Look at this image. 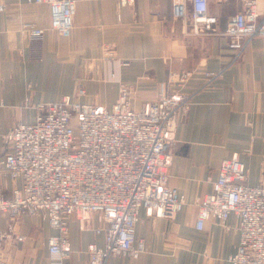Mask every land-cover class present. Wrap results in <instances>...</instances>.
<instances>
[{
	"label": "crops",
	"instance_id": "0c3cea01",
	"mask_svg": "<svg viewBox=\"0 0 264 264\" xmlns=\"http://www.w3.org/2000/svg\"><path fill=\"white\" fill-rule=\"evenodd\" d=\"M75 1V26L63 36L51 28L48 4L0 0V158L6 153L3 134L18 122L34 121L40 102L76 96L84 87L81 100L110 108L125 86L133 108L141 109L158 98L160 83L171 92L172 79L190 71L183 87L190 109L167 147L173 156L170 184L186 204L173 220L142 211L136 237L146 250L137 258L113 255L107 264H232L238 217L232 214L225 223L211 218L199 230L197 200L212 189L224 158L239 157L249 182H264V35L246 41L240 57L231 47L225 31L243 0H209L216 31L200 34L190 18L174 16L173 0ZM257 3L264 12V0ZM26 22L45 28L44 36L29 37L22 31ZM0 185L9 194L14 184L3 176ZM7 223L0 213V228ZM96 224L82 228L70 217L71 264L90 263V243L103 246ZM16 229L25 239L5 242L1 264H51L48 240L56 230L49 222L22 215Z\"/></svg>",
	"mask_w": 264,
	"mask_h": 264
},
{
	"label": "built area",
	"instance_id": "2783aa9c",
	"mask_svg": "<svg viewBox=\"0 0 264 264\" xmlns=\"http://www.w3.org/2000/svg\"><path fill=\"white\" fill-rule=\"evenodd\" d=\"M27 1L48 4L51 28L71 34L75 0ZM173 8L175 17L191 19L194 33L216 31L218 20L209 11V0H173ZM22 31L40 39L46 30L26 22ZM225 33L238 57L246 41L264 35V12L257 0H243ZM190 76V71L177 74L171 92L160 83L158 98L141 109L133 108L125 86L110 108L81 100L86 89L80 87L76 96L38 103L34 121L18 122L5 132L0 169L14 186L9 194L0 186V213L10 216L8 227L0 229V250L7 241L25 239L16 229L18 217L39 216L56 230L48 240L51 264H71L68 232L73 216L82 228L96 221L94 231L104 238L103 246H87L89 264H107L113 255L139 257L146 250L144 240L136 237L141 212L173 220L186 204L170 184L173 156L167 147L190 109L183 91ZM197 206L199 230L208 219L225 223L232 214L238 217L239 244L232 264H264V182L251 184L239 157L221 161L212 189L198 198Z\"/></svg>",
	"mask_w": 264,
	"mask_h": 264
},
{
	"label": "rangeland",
	"instance_id": "374dc122",
	"mask_svg": "<svg viewBox=\"0 0 264 264\" xmlns=\"http://www.w3.org/2000/svg\"><path fill=\"white\" fill-rule=\"evenodd\" d=\"M123 87V86H122ZM128 89V88H127ZM3 176H8L6 171L3 170V169H0V179L3 177ZM11 180V179H10ZM12 182V180H11ZM12 184H14V182H12ZM1 186V185H0ZM14 186V185H13ZM2 187V186H1ZM24 215H28V214H24ZM8 216V215H7ZM19 218V217H18ZM9 220H10V216H8V223H9ZM17 221L18 219H16L15 221V224L17 225ZM8 223H7V226L5 228H0V229H6L8 227ZM94 223H97L96 221ZM92 224V223H91ZM97 225V224H96Z\"/></svg>",
	"mask_w": 264,
	"mask_h": 264
}]
</instances>
